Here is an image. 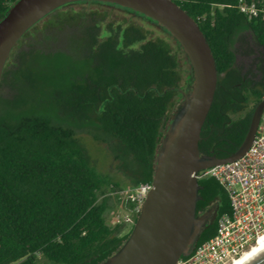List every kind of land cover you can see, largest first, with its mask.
Masks as SVG:
<instances>
[{"label": "trees", "instance_id": "16d2710c", "mask_svg": "<svg viewBox=\"0 0 264 264\" xmlns=\"http://www.w3.org/2000/svg\"><path fill=\"white\" fill-rule=\"evenodd\" d=\"M17 1L0 0V21ZM173 1L198 23L218 72L200 154L229 157L264 100V62L240 68L236 47L250 34L264 54V19L241 13L239 0ZM80 3L89 2L52 11L29 40L40 22L28 30L0 80V264H101L130 235L138 214L128 232L126 221L108 224L112 194L122 187L99 170L81 132L107 145L129 188L153 181L183 78L178 51L166 38H150L143 26L77 9ZM198 182L197 213L218 205L195 247L215 235L220 216L231 213L216 178Z\"/></svg>", "mask_w": 264, "mask_h": 264}, {"label": "water", "instance_id": "95a60500", "mask_svg": "<svg viewBox=\"0 0 264 264\" xmlns=\"http://www.w3.org/2000/svg\"><path fill=\"white\" fill-rule=\"evenodd\" d=\"M75 2L114 4L154 20L176 39L191 64L193 87L164 131L154 161L152 189L128 238L101 263L177 264L192 253L210 220L211 211L197 213L196 173L233 163L248 152L264 114V100L256 106L246 138L234 154L225 158L200 154L201 131L214 101L218 72L198 23L173 0H18L0 21V80L22 36L52 11ZM237 264H264V244Z\"/></svg>", "mask_w": 264, "mask_h": 264}, {"label": "built area", "instance_id": "2783aa9c", "mask_svg": "<svg viewBox=\"0 0 264 264\" xmlns=\"http://www.w3.org/2000/svg\"><path fill=\"white\" fill-rule=\"evenodd\" d=\"M239 10L248 18L264 19V5L254 0H239ZM214 177L225 188L231 213L223 214L217 222L215 235L195 247L189 256L177 264H230L251 249L264 236V118L261 119L248 152L239 160L213 166L196 173L199 180ZM152 189L145 183L127 191L139 215ZM122 216L114 218L120 224Z\"/></svg>", "mask_w": 264, "mask_h": 264}, {"label": "rangeland", "instance_id": "374dc122", "mask_svg": "<svg viewBox=\"0 0 264 264\" xmlns=\"http://www.w3.org/2000/svg\"><path fill=\"white\" fill-rule=\"evenodd\" d=\"M77 9L86 8L88 10H96L101 13L108 12L109 16L116 20L117 22L128 21L140 26H143L145 29L150 31V38L162 37L168 39L171 46L175 51H178V55L180 58V67L182 71V81L179 84V88L176 93V104L175 108L170 112V119L178 108L179 104L184 100V95L189 94L193 87V70L191 64L182 49H178L179 44L170 36V34L156 26L153 22H150L146 19L145 16L135 13L128 12L125 8L120 6H109L105 3H80L76 6ZM44 22H40V24L36 25L28 36V40L33 38L42 28ZM237 65L244 70L254 69L257 64L264 62V54L260 46H258L252 40L250 34H246L244 37V41L242 43L237 44ZM168 121V123H169ZM168 125V124H167ZM81 140L86 144L89 149L92 157L96 160L98 168L104 174L111 176L115 181H117L122 189H119L117 193L112 194L111 200V209L107 216V222L109 225L116 226L114 222V218L117 215L122 216V221H126L123 230L124 232H128L129 229L133 225V218L136 215L134 210H129L127 208V191L130 189L129 182L126 176L122 173V171L118 167V162L114 161L112 155L106 144L95 141L91 136L86 133H80ZM111 194V193H108ZM16 264V263H15Z\"/></svg>", "mask_w": 264, "mask_h": 264}, {"label": "bare ground", "instance_id": "6f19581e", "mask_svg": "<svg viewBox=\"0 0 264 264\" xmlns=\"http://www.w3.org/2000/svg\"><path fill=\"white\" fill-rule=\"evenodd\" d=\"M264 244V236H262L258 242L255 244V246H253L251 249H249L248 251H246L241 257H239L238 259H236L234 262L230 263V264H237V262L241 259H244L246 256H248L252 251L256 250L257 248H259L260 246H262Z\"/></svg>", "mask_w": 264, "mask_h": 264}, {"label": "flooded vegetation", "instance_id": "af4514ba", "mask_svg": "<svg viewBox=\"0 0 264 264\" xmlns=\"http://www.w3.org/2000/svg\"><path fill=\"white\" fill-rule=\"evenodd\" d=\"M214 205H218L217 204V202H214V203H212L205 211H203V212H200L199 214H201V215H204V214H206V213H208V212H210L211 211V215H210V220H209V224H208V226L213 222V220H214V218H215V215H216V209H217V206H216V208L212 211V209L214 208ZM196 245V244H195ZM195 249V246H194V248H193V250Z\"/></svg>", "mask_w": 264, "mask_h": 264}]
</instances>
